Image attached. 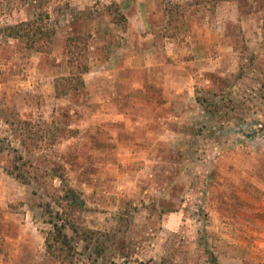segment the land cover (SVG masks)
I'll list each match as a JSON object with an SVG mask.
<instances>
[{
  "label": "rangeland",
  "instance_id": "obj_1",
  "mask_svg": "<svg viewBox=\"0 0 264 264\" xmlns=\"http://www.w3.org/2000/svg\"><path fill=\"white\" fill-rule=\"evenodd\" d=\"M39 16L57 27L52 53L2 30ZM71 33L90 47L77 90L61 80ZM138 41L143 67L166 62L168 84L184 82L180 105L149 81L144 103L119 94L138 84L117 71L134 68ZM206 89L246 113L205 111ZM51 185L78 190L79 205L54 204ZM56 210L76 245L61 263L45 244ZM206 249L218 264H264V0H0V264H211Z\"/></svg>",
  "mask_w": 264,
  "mask_h": 264
},
{
  "label": "trees",
  "instance_id": "obj_2",
  "mask_svg": "<svg viewBox=\"0 0 264 264\" xmlns=\"http://www.w3.org/2000/svg\"><path fill=\"white\" fill-rule=\"evenodd\" d=\"M171 4L172 3H170L168 7L169 24L179 19L180 15V4ZM109 8L117 23H128L126 14L117 2H112ZM2 30L10 37L20 39L30 51L40 53L53 52L57 27L43 16L9 24L3 27ZM89 48V42L82 34L71 33L67 36L65 54L70 67V74L61 77V80H64L67 87L75 90L85 87L86 82L84 74L90 70ZM56 89L59 90V81L56 84ZM196 92V100L204 107V110L207 112H220L223 120H231L236 117L239 118L243 116L242 114L246 113V111H244V104L235 97H231L227 102L221 104V102L215 98V96L218 95L215 91L206 89L204 92L199 90ZM223 97H225L224 94ZM21 140L28 151H33V145L27 141L26 137ZM17 166L18 165L15 164L14 169L8 168V172L15 175L20 181L24 183L28 182L29 177L24 176L23 173H19L16 169ZM44 190L47 195L52 197L54 200L53 203L63 209L79 205V191L71 186L63 189V187L51 185V187H45ZM48 206L47 210L53 213L54 209L51 208L52 203H48ZM56 216L63 221H52L53 228L48 231L45 244L47 251L61 263L74 256L76 245L73 241V237L67 231L68 225L62 217L61 211L56 210ZM205 254L211 264L219 263V258L214 252L206 249ZM112 263L117 264L116 261Z\"/></svg>",
  "mask_w": 264,
  "mask_h": 264
},
{
  "label": "crops",
  "instance_id": "obj_3",
  "mask_svg": "<svg viewBox=\"0 0 264 264\" xmlns=\"http://www.w3.org/2000/svg\"><path fill=\"white\" fill-rule=\"evenodd\" d=\"M136 26L133 24V26L136 28V30H139L140 32L145 28H150L152 26V23H135ZM154 26V25H153ZM139 42V41H138ZM143 43L139 42V45L136 46L135 50V66L133 69H119L117 70L119 75L122 76L118 81L130 83L133 84V82L138 83L135 84L132 89L127 90L125 93L120 91V95H126V98L131 99L133 102L137 103H144L146 101L147 96L153 95V93L150 90V87H148L149 83L146 82H154L155 84H158L159 86H163L162 88V94L165 98H169L168 106L170 107H176L177 105H180L183 98L182 92H183V81L181 78H174V83H169V77L170 74L169 71H172V67L165 64L166 62L162 63L161 67L154 66L152 62H148L146 66L143 67V50L142 47ZM125 55V54H124ZM151 57H149V60ZM151 61V60H150ZM164 64V65H163ZM128 75H142L144 78L141 80H133L131 78H127ZM157 79H159V82H157ZM161 78V80H160ZM164 79V80H163ZM144 81V82H143ZM173 84L174 87L170 86ZM180 93L181 95L177 94ZM124 97V96H123Z\"/></svg>",
  "mask_w": 264,
  "mask_h": 264
}]
</instances>
